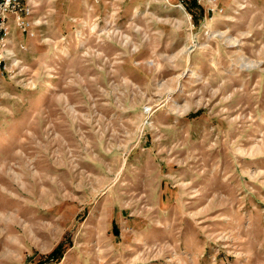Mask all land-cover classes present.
I'll return each instance as SVG.
<instances>
[{
    "label": "rangeland",
    "instance_id": "rangeland-1",
    "mask_svg": "<svg viewBox=\"0 0 264 264\" xmlns=\"http://www.w3.org/2000/svg\"><path fill=\"white\" fill-rule=\"evenodd\" d=\"M28 1L35 35L0 52V264H264V0Z\"/></svg>",
    "mask_w": 264,
    "mask_h": 264
},
{
    "label": "built area",
    "instance_id": "built-area-1",
    "mask_svg": "<svg viewBox=\"0 0 264 264\" xmlns=\"http://www.w3.org/2000/svg\"><path fill=\"white\" fill-rule=\"evenodd\" d=\"M208 15L224 13L222 0H194ZM186 0H181V4ZM34 6L28 0H0V52L6 47L14 24L23 34L34 36ZM1 62V61H0Z\"/></svg>",
    "mask_w": 264,
    "mask_h": 264
},
{
    "label": "trees",
    "instance_id": "trees-1",
    "mask_svg": "<svg viewBox=\"0 0 264 264\" xmlns=\"http://www.w3.org/2000/svg\"><path fill=\"white\" fill-rule=\"evenodd\" d=\"M63 257V250H62V245L57 247L50 255L49 258H53L55 260H60Z\"/></svg>",
    "mask_w": 264,
    "mask_h": 264
},
{
    "label": "bare ground",
    "instance_id": "bare-ground-1",
    "mask_svg": "<svg viewBox=\"0 0 264 264\" xmlns=\"http://www.w3.org/2000/svg\"><path fill=\"white\" fill-rule=\"evenodd\" d=\"M223 35H224V34H223ZM228 40H229V39H228ZM11 43H12V42H11ZM231 43H232V42H231ZM251 65H252V64H251ZM251 65H250V66H251ZM254 65H255V64H254ZM253 67H254V66H253Z\"/></svg>",
    "mask_w": 264,
    "mask_h": 264
}]
</instances>
